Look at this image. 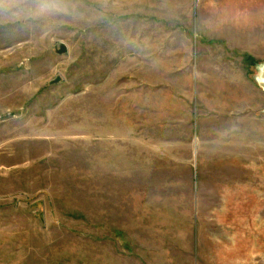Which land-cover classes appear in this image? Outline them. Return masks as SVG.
Returning <instances> with one entry per match:
<instances>
[{"label": "rangeland", "instance_id": "obj_1", "mask_svg": "<svg viewBox=\"0 0 264 264\" xmlns=\"http://www.w3.org/2000/svg\"><path fill=\"white\" fill-rule=\"evenodd\" d=\"M0 264H264V0H0Z\"/></svg>", "mask_w": 264, "mask_h": 264}, {"label": "water", "instance_id": "obj_2", "mask_svg": "<svg viewBox=\"0 0 264 264\" xmlns=\"http://www.w3.org/2000/svg\"><path fill=\"white\" fill-rule=\"evenodd\" d=\"M66 51V46L64 44L60 45V49L57 50L58 53H63ZM60 78H56L55 80L52 81V83L58 82Z\"/></svg>", "mask_w": 264, "mask_h": 264}, {"label": "clouds", "instance_id": "obj_3", "mask_svg": "<svg viewBox=\"0 0 264 264\" xmlns=\"http://www.w3.org/2000/svg\"><path fill=\"white\" fill-rule=\"evenodd\" d=\"M42 7H43V8H47V7H48V5H43Z\"/></svg>", "mask_w": 264, "mask_h": 264}]
</instances>
